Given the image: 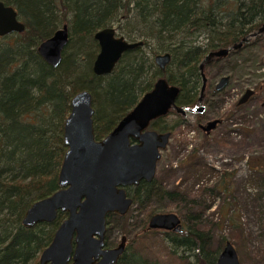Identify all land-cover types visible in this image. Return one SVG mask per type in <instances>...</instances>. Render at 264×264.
I'll use <instances>...</instances> for the list:
<instances>
[{
  "label": "trees",
  "instance_id": "obj_1",
  "mask_svg": "<svg viewBox=\"0 0 264 264\" xmlns=\"http://www.w3.org/2000/svg\"><path fill=\"white\" fill-rule=\"evenodd\" d=\"M2 1L15 8L24 29L0 35V264H37L65 212H58L52 222L30 227L20 219L29 204L58 188L57 173L66 148L62 127L70 97L80 89L90 91L98 139L160 75L180 87L177 105L194 106L201 86L200 59L210 49L229 46L257 28L264 21V0ZM112 22L118 35L130 41L140 38L143 44L124 51L110 73L94 75L91 63L98 43L93 34ZM64 23L69 38L54 67L36 48ZM150 40L155 41L153 54L166 50L171 54L164 70L143 49L150 47ZM252 41L246 39L242 47ZM170 114L176 118L167 122L164 119ZM167 115L152 121V127L173 130L187 123L186 116L174 110ZM126 190L134 203L144 207L143 230L149 215L156 212L150 205L153 199L180 195L155 178L128 185ZM147 232L160 233L181 264H214L221 249L220 245L209 247V236L197 225L187 224L174 232L154 228ZM178 248L183 252L177 254ZM117 262L159 264L133 250Z\"/></svg>",
  "mask_w": 264,
  "mask_h": 264
},
{
  "label": "water",
  "instance_id": "obj_2",
  "mask_svg": "<svg viewBox=\"0 0 264 264\" xmlns=\"http://www.w3.org/2000/svg\"><path fill=\"white\" fill-rule=\"evenodd\" d=\"M24 23L12 5L0 0V35L21 32ZM264 33V21L242 39L229 46L207 52L198 65L201 72L199 96L194 106L176 104L180 87L170 83L164 75L158 76L135 104L125 112L102 138L97 139L93 130L92 97L88 89H80L70 98L69 113L64 118L62 140L65 150L57 173L58 188L47 196L33 201L25 209L20 222L26 227L37 223L52 222L58 212H66L54 229L53 236L39 253L37 264H115L125 250V235L113 247H104L106 215L108 212L125 214L132 203L125 187L138 185L140 180L149 182L155 175L161 150L170 140L171 131H157L149 127L152 120L165 115L171 108L185 115L201 111L206 77L203 67L212 57L221 58L233 48H240L243 41ZM69 38L68 24L55 28L51 35L37 45L36 51L51 66L62 59V51ZM93 38L98 51L92 61L94 75L108 74L115 67L124 51L142 45L143 40H127L118 35L114 26L106 25L95 30ZM169 51L157 52L153 62L164 70L169 63ZM229 76L222 74L215 88L223 89ZM238 99L239 103L254 92L250 87ZM213 118L199 124L210 132L219 123ZM147 228L181 231V217L177 213L153 212ZM214 264H240L237 250L230 240H225Z\"/></svg>",
  "mask_w": 264,
  "mask_h": 264
},
{
  "label": "rangeland",
  "instance_id": "obj_3",
  "mask_svg": "<svg viewBox=\"0 0 264 264\" xmlns=\"http://www.w3.org/2000/svg\"><path fill=\"white\" fill-rule=\"evenodd\" d=\"M110 25L120 33L115 22ZM250 40L204 67L211 84L222 74L229 76L223 89L207 94L201 102L205 105L202 117L214 115L221 120L206 133L197 126L195 113L186 112V125L171 130L155 171L157 183L180 195L156 197L150 205L156 212L177 213L184 229L187 224L197 225L209 236L211 248H222L230 240L240 264H264V33ZM148 43L150 47L143 49L153 59L157 52L150 49L155 41ZM247 87L255 91L238 103ZM175 118L170 114L164 120ZM143 208L132 202L123 216L111 217L107 240L116 244L125 234L128 254L133 250L159 264H181L160 233L140 228ZM182 250L178 248L177 254ZM186 253L191 258V252Z\"/></svg>",
  "mask_w": 264,
  "mask_h": 264
},
{
  "label": "flooded vegetation",
  "instance_id": "obj_4",
  "mask_svg": "<svg viewBox=\"0 0 264 264\" xmlns=\"http://www.w3.org/2000/svg\"><path fill=\"white\" fill-rule=\"evenodd\" d=\"M262 23V22H261ZM242 46V45H241ZM240 46V47H241ZM210 50H212V49H210ZM209 50V51H210ZM208 51V52H209ZM207 53V52H206ZM218 60H220V58H217V57H212L211 58V61L209 62V63H206V65L204 66V67H207V66H210L212 63H215V62H217ZM212 61H214V62H212ZM211 63V64H210ZM207 64H210V65H207ZM204 67H203V69H202V71H204ZM201 73V72H200ZM204 74H205V77H206V83H205V85H204V88H203V96H202V98H201V102H202V100H205L206 98H207V94H212V93H216V92H218V91H220V90H217L216 88H215V86H216V83L218 82L217 80L221 77H219L217 80H216V82L215 83H212L211 84V82H209L208 81V77H207V75H206V72L204 71ZM216 74H214V76H215ZM229 80V79H228ZM201 82V81H200ZM229 82V81H228ZM202 83V82H201ZM255 91V90H254ZM245 92V91H244ZM243 92V93H244ZM198 93H199V91H198ZM198 96H199V94H198ZM197 96V97H198ZM241 97V96H240ZM239 97V98H240ZM237 102H238V100H237ZM239 103V102H238ZM202 104V103H201ZM170 110H174V111H176L175 109H173V108H171ZM169 110V111H170ZM204 111H205V105L203 104V108H202V110L201 111H193L194 113H195V115H196V121H197V126L200 128V126H199V124H202L203 122H205V121H207V120H210V119H213V118H216L217 116H207V117H202L203 116V114H204ZM177 112V111H176ZM169 113V112H168ZM167 113V114H168ZM178 113V112H177ZM167 114H165V115H161V116H158V117H162V116H166ZM179 114H181V113H179ZM217 118H219L220 120H221V118L220 117H217ZM156 119H158V118H156ZM156 119H154V120H156ZM154 120H152V121H154ZM152 121L150 122V124H149V127L150 128H153V129H155V130H157L158 132L159 131H171L170 129L169 130H159V129H156V128H154V127H152V125H151V123H152ZM220 122V121H219ZM201 129V128H200ZM102 138V137H101ZM98 139V138H97ZM168 144V143H167ZM163 149V148H162ZM159 150H161V149H159ZM159 160V159H158ZM157 160V161H158ZM157 166V165H156ZM156 171V170H155ZM156 174V173H155ZM153 178H155V175H154V177ZM152 178V179H153ZM151 179V180H152ZM150 180V181H151ZM140 181H142V180H140ZM139 181V182H140ZM143 181H145V180H143ZM149 181V182H150ZM146 182V181H145ZM138 185H139V183H138ZM127 187V186H126ZM126 187H125V189H126ZM126 192H127V190H126ZM127 195H129L128 193H127ZM131 196V195H130ZM132 197V196H131ZM132 202H133V199H132ZM132 204V203H131ZM130 204V205H131ZM130 208V207H129ZM128 212V211H127ZM126 212V213H127ZM65 215H66V212H65ZM108 215H109V218H108ZM124 214H119V213H116V212H108L107 213V215H106V229H107V224L110 222V220H111V217H113V216H116V217H118V216H123ZM151 215V214H150ZM149 215V216H150ZM149 218V217H148ZM142 220H143V218H142ZM147 221H148V219H147ZM147 226V225H146ZM183 228V227H182ZM146 229H148L147 227H146ZM155 229V228H154ZM108 230V229H107ZM107 230H106V232H105V235H104V241H105V243H104V247H113V246H115V245H117L118 243H119V241H120V238H121V235H125V234H121L120 236H119V241L116 243V244H113V243H111L109 240H107V238H106V233H107ZM127 237H126V235H125V239H126ZM126 248H127V239H126V242H125V248H124V252L123 253H121L120 254V256H119V258H118V260L120 259V257L127 251L126 250ZM117 260V261H118ZM116 261V263H118ZM115 263V264H116Z\"/></svg>",
  "mask_w": 264,
  "mask_h": 264
}]
</instances>
